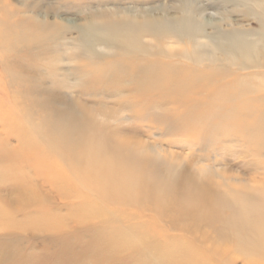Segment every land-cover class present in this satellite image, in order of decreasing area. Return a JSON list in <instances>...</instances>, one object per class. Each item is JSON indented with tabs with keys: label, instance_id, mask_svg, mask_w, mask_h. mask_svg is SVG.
Instances as JSON below:
<instances>
[{
	"label": "rangeland",
	"instance_id": "rangeland-1",
	"mask_svg": "<svg viewBox=\"0 0 264 264\" xmlns=\"http://www.w3.org/2000/svg\"><path fill=\"white\" fill-rule=\"evenodd\" d=\"M263 2L0 0V264H96L84 245L113 237L119 264L129 254L143 263L128 237L144 229L166 242L180 204L214 207L199 213L211 240L236 223L218 213L222 202L182 201L176 174L187 164L212 168L227 188L264 185V68L252 66L264 61ZM202 5L215 14L214 40L242 33L256 45L246 67L218 40L195 45L186 25ZM149 16L168 25H147ZM262 188L251 210H264ZM259 232L213 241L231 245L236 264H264Z\"/></svg>",
	"mask_w": 264,
	"mask_h": 264
},
{
	"label": "bare ground",
	"instance_id": "bare-ground-1",
	"mask_svg": "<svg viewBox=\"0 0 264 264\" xmlns=\"http://www.w3.org/2000/svg\"><path fill=\"white\" fill-rule=\"evenodd\" d=\"M208 9L209 8L206 7V5L205 6L202 5L200 8V14L202 16L201 19L196 20L198 21L197 23L196 22L193 23L191 19V21H188L186 25L188 29H190L189 31L193 33L194 31H196L197 33H199L196 35L195 45L200 46L202 44L203 39H206L205 41L204 40L203 41L207 45L208 44L210 45L212 43L215 44L216 41L218 40V42L228 47L227 49L223 50L224 53L225 52L227 53V54L225 53V55H229V58L232 59L234 62L238 61L239 63L243 64L242 65L243 67H246L245 61H251L248 58V56L254 55L253 52L257 49L256 45H253V42H249L250 41L249 38L247 39V37H245V35L242 33L241 34L239 33L237 35H221V34L219 35L218 33L219 36H216L217 40H214L213 39L214 37L211 36V34H209L208 29L214 30L216 27V23L213 20L215 14L214 13L205 14V12H207ZM206 15H208L209 19L205 17ZM145 20H146L145 23L147 25H153L155 27H157L159 23L162 24L164 27L168 25L166 21L159 22L157 19H155V17H151V16L146 17ZM182 22L181 24L183 25ZM186 22L187 21H185V24ZM259 38L260 40L261 38H264V34H262V36ZM256 44H259V43L256 42ZM238 56H240V58ZM263 62L264 61L261 60L258 63H253L252 66H257L258 68H264ZM22 143L24 144V142ZM111 148H113L115 158L122 160V162L123 160H126L125 154L122 152H119V149L123 148V146L120 145V143L112 145ZM203 168L204 167L195 171L190 167V165H187V164H185L184 167H180V170L178 171L179 173L176 174V181L180 184V186L187 188L186 189L187 191L184 190L181 193L179 192L178 196L182 199V201H183V198L185 197L192 198L193 196L194 200L196 199L197 200L196 202L200 203L198 197H201V195H203L207 197L208 203L209 201L211 203L215 202L216 204L219 202H222V205L216 206L219 208L218 213L222 215L224 210H228L230 212L229 214L231 215L230 217H232V219L235 220L236 223H232L231 221H229L228 223L221 225L222 229L218 227L217 229L218 232L216 233L217 237L214 239H216L217 241H221L222 238L225 236V234H227L225 233L227 232V230L232 231L233 236H236L237 238H239L241 236V233L246 231V226L254 227L258 231H260L259 233H261V235L264 236V210L263 209L256 210L253 208L251 210L250 209L251 207L249 208V205L251 204L250 201L252 200V199L250 200V196H254L253 194L255 193L256 194L260 193L264 185L258 184L254 182L253 180L241 179V185L246 186V183L248 182L247 185H249L252 192L247 193L244 190H236L235 188H232V187L230 188V186H228L229 188L228 189L226 186L222 184L224 180H221L218 177H216V176H222V174L221 175L219 173L217 174V172H215V170H213L212 168H204V169ZM117 170H119V167H115L113 169V172ZM203 170L205 172H203ZM26 196L27 195H23L21 197L22 199H25ZM256 200H253V201H256ZM255 203L257 204L256 205V208H257L259 206V203L257 202ZM186 204H180V206H178L179 209L177 208L176 211H173L175 213L170 214L172 218L170 220L171 227L168 228V234L170 235L167 238L166 242L157 241L160 239L159 233L153 234L152 232H150V230L144 231V229H140V230L137 229L138 234H135V238L134 236H132V238H130V236L128 237V240H132V239L137 240V244L140 242L141 244L140 246L143 247L142 248L143 252L142 253L139 252L140 254H143V253L147 254L146 255L147 257L143 263L138 258L136 259L133 255L129 254V256H127V258H129V264H236L235 258H233L231 255L232 246L229 245L226 248L223 246H217L216 244L217 241H213L214 239L211 240L209 237L210 234L208 232L202 233L201 227H199V223L200 222L203 223L205 220L204 217H201L199 215V213H203L206 211L208 213H211L214 207L211 206L208 209L206 208L200 209L198 207V204L197 205L193 204L192 207H187L188 204L187 205ZM248 208L251 211H248L247 210ZM253 212L255 214L258 213L260 220H257V221L259 222H256L253 219V216H252ZM192 217H194L195 219H193ZM99 223L100 222L96 224H99ZM100 225L101 224L97 225L98 234L99 232L100 234L101 233L105 234V230L102 227H100ZM121 230L124 231L121 227L114 225L113 231L116 232L115 235L117 233L121 234L120 233L122 232ZM130 230L131 232H133L135 231V228L132 226L130 227ZM106 234H109V233H106ZM179 243L180 245H183V246L178 247L177 245H179ZM237 243L241 245L240 240H238ZM191 244H200L201 246L199 248L197 245H195L196 247L194 249L192 246H190ZM84 246L86 250H89L88 249L89 247H91L92 250H97L95 251L96 253L95 257L97 258L95 262L96 264H119V260H120L119 255L121 254V252H123L122 248H120L119 242H117V237H113L112 239L109 238L108 240H105V241L103 240L92 241V242L87 243ZM122 256H125V255H122Z\"/></svg>",
	"mask_w": 264,
	"mask_h": 264
}]
</instances>
